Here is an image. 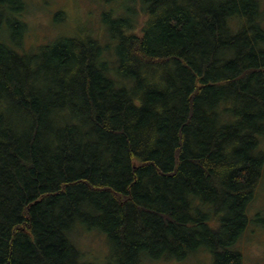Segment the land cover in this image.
<instances>
[{
	"label": "trees",
	"instance_id": "16d2710c",
	"mask_svg": "<svg viewBox=\"0 0 264 264\" xmlns=\"http://www.w3.org/2000/svg\"><path fill=\"white\" fill-rule=\"evenodd\" d=\"M125 1L106 42L25 50L26 0H0V264H243L264 171L259 0ZM61 14L54 17L59 22Z\"/></svg>",
	"mask_w": 264,
	"mask_h": 264
},
{
	"label": "rangeland",
	"instance_id": "374dc122",
	"mask_svg": "<svg viewBox=\"0 0 264 264\" xmlns=\"http://www.w3.org/2000/svg\"><path fill=\"white\" fill-rule=\"evenodd\" d=\"M259 1L264 8V0ZM126 3L122 1L112 6L105 4L103 0H26L24 21L28 32L23 41L24 49L32 50L54 39L80 34L91 36L105 44L101 13L113 7L116 14L123 15ZM59 13L60 21L55 22L54 17ZM248 217V228L236 244L242 254V263L264 264V171L249 207ZM105 240L101 233H75V244L83 254L80 264H109L106 261L109 248ZM148 264H213V260L208 252L200 250L182 261L160 259L150 260Z\"/></svg>",
	"mask_w": 264,
	"mask_h": 264
}]
</instances>
